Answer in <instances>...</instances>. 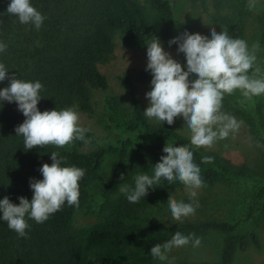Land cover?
<instances>
[{"label":"trees","instance_id":"obj_1","mask_svg":"<svg viewBox=\"0 0 264 264\" xmlns=\"http://www.w3.org/2000/svg\"><path fill=\"white\" fill-rule=\"evenodd\" d=\"M205 9L211 7V19L234 38L244 39L245 20L249 16V0H194ZM8 0H0V41L7 44L0 53V63L9 74L25 80H39L43 85L38 109L57 110L75 106L91 112L90 88L107 90L108 79L98 63L112 53L115 41L120 39L133 50L146 48L151 36L162 45L174 37V11L170 0H31L44 15L39 30L30 24H20L15 16L5 12ZM27 28L28 33L23 32ZM15 36V40L13 37ZM183 71V66L181 67ZM253 73V69L249 70ZM142 83H150L151 74L145 69L138 72ZM123 89L130 98V112L120 106L118 98L107 94L104 98L108 110L109 127L122 137L81 152L83 141L74 140L65 146H34L23 148V138L15 135V126L24 116L15 102H3L0 108V198L8 196L18 203L17 197L31 199L29 178L41 179L42 163H51L49 153L57 152L69 165L85 170L79 183V207L66 203L43 223L27 219V238L19 237L0 222V264H135L151 258L150 247L169 240L173 233L218 232L224 234L219 256L215 261L203 260L184 264H233L237 251L258 245L254 229L238 230V222L205 219L177 222L166 230L149 231L123 224L97 223L74 226L73 216L85 203L87 186L96 178L99 166L108 154L117 160L103 194L115 191L126 168V157L137 132L156 137L173 146L188 147L193 160L200 166L203 187L218 182H249L255 179L247 167H238L224 157L201 147L193 146L190 137L180 133L173 125L152 122L143 114L135 87L127 74L119 76ZM0 81V87L8 84ZM227 96L223 101H227ZM222 101V102H223ZM86 138L91 132L85 133ZM210 157V159H205ZM264 210V183L253 193L244 217L252 219Z\"/></svg>","mask_w":264,"mask_h":264},{"label":"clouds","instance_id":"obj_2","mask_svg":"<svg viewBox=\"0 0 264 264\" xmlns=\"http://www.w3.org/2000/svg\"><path fill=\"white\" fill-rule=\"evenodd\" d=\"M5 12L15 16L20 24H30L37 30L45 19L31 0H8ZM168 44H176V53L182 57L184 70H181V62L164 50L158 37L151 36L145 42V70L151 74V88L144 93L147 99L144 116L166 126H171L174 118L179 117L190 134V143L196 147L211 146L234 134L243 121L222 111L223 97L235 90H240L249 100L264 94V77L255 74L259 69L249 73L256 56L247 41L234 38L224 30L209 29L207 36L182 32L169 39ZM6 48L7 44L0 41V53ZM6 78L7 86L0 87V108L5 101L15 102L17 110L24 116L14 131L23 138L25 150L49 144L62 148L74 140L88 142L85 133L89 129L78 123L75 106L41 111L37 107L43 87L39 80L17 78L0 63V81ZM161 153L159 161L151 164L150 174H135L131 184H119V193L129 203H136L162 182L167 185L179 182L190 202L167 198V211L171 221H182L194 215L199 206L197 190L204 186L200 166L194 162L193 151L188 147L169 144L161 149ZM49 157L50 164L40 165L42 178H29L31 199L19 196L18 203H13L8 196L0 198V222H6L19 237L27 238V219L43 223L65 203L79 207L78 182L85 170L67 164L57 152H50ZM120 178L124 180L123 174ZM189 244L197 248L201 238L195 233L185 235L176 231L169 240L150 247L148 255L159 264H174V258L168 254L173 248Z\"/></svg>","mask_w":264,"mask_h":264},{"label":"rangeland","instance_id":"obj_3","mask_svg":"<svg viewBox=\"0 0 264 264\" xmlns=\"http://www.w3.org/2000/svg\"><path fill=\"white\" fill-rule=\"evenodd\" d=\"M174 11V35L182 32L207 36L209 29L217 32L222 28L211 19L212 9L205 10L194 0H170ZM252 4L249 16L245 20L244 40L249 49L254 52L256 60L253 72L257 77H264V0H249ZM28 33L27 28H23ZM15 40V36L13 37ZM162 44V43H161ZM258 47H253L254 45ZM174 59L181 62L182 57L175 48L162 45ZM146 48L133 50L117 39L111 54L98 63L100 71L108 79L107 90L90 88L91 112L76 109L80 126L89 129L91 136L88 142L79 146L81 152H89L95 147L108 142H115L122 134L109 127L108 110L104 98L107 94L115 95L125 112H130V98L125 93L119 76L127 74L132 81L137 96L143 108L147 107L144 93L150 90V83H142L137 75L145 69ZM228 100L222 102V111L233 115L238 121H243L239 129L228 138L217 140L211 146L201 147L224 157L238 167H247L255 174V179L249 182H218L209 187L197 190L196 199L199 206L195 214L182 221H171L167 211V198L190 202L184 186L179 182L153 187L147 195L136 203H129L119 193V185L114 192L104 195L103 187L108 181L116 163V154H108L101 162L96 178L87 186V195L83 206L75 212L72 223L74 226H91L97 223L123 224L138 229L162 232L177 222L215 219L219 221L238 222V230L252 228L258 236V245H250L245 250L236 252L233 264H264V210L258 212L252 219H245L246 206L252 199L254 191L264 183V94L254 96L250 100L242 96L240 90L226 94ZM157 122L155 119H150ZM173 127L180 133L190 137L188 130L179 117L174 118ZM170 143L154 136L137 132L126 157L124 180L132 183V177L140 172L150 174L151 164L157 163L162 155L161 149ZM201 238V244L193 248L191 244L173 248L168 254L174 258V264L196 263L203 260L215 261L219 256L224 234L206 232L196 234ZM135 264H159L152 258Z\"/></svg>","mask_w":264,"mask_h":264}]
</instances>
